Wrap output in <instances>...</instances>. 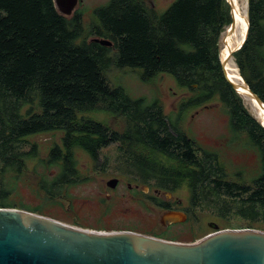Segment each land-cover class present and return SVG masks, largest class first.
I'll return each instance as SVG.
<instances>
[{"label": "trees", "instance_id": "1", "mask_svg": "<svg viewBox=\"0 0 264 264\" xmlns=\"http://www.w3.org/2000/svg\"><path fill=\"white\" fill-rule=\"evenodd\" d=\"M247 6V37L232 58L264 104V0H247ZM82 16L60 15L53 0H0V208L42 215L40 207L14 203L10 195L26 162L37 159L36 145L25 150L27 138L61 132L60 145L46 160L37 159L58 171L39 179L47 195L77 181L75 149L95 161L114 144L123 174L137 183L165 193L185 187L193 212L203 208L222 220L264 223V128L225 80L219 61L221 34L231 23L226 0H174L161 13L146 0H109L89 25ZM113 68L138 71L145 83L170 75L190 97L173 120L158 102L146 105L111 85L106 75ZM214 100L225 109L231 132L245 135L259 155L261 173L250 183L228 174L219 155L180 126L183 113ZM109 119L119 120L121 130ZM151 200L162 211L174 210ZM151 236L177 241L165 233Z\"/></svg>", "mask_w": 264, "mask_h": 264}, {"label": "rangeland", "instance_id": "2", "mask_svg": "<svg viewBox=\"0 0 264 264\" xmlns=\"http://www.w3.org/2000/svg\"><path fill=\"white\" fill-rule=\"evenodd\" d=\"M108 1L80 0L74 11L82 12L83 24L87 26L94 19V10L106 5ZM173 1L146 0V4L161 13ZM245 3L247 5V0ZM239 4L243 8L244 0H239ZM228 27L221 34V49L225 45ZM231 61L235 64L233 58ZM106 76L111 85L122 87L130 98L143 99L146 105L158 102L164 115L171 116L173 120L178 105L190 97V93L167 74H160L146 83L140 79L138 71L131 69L113 68ZM243 104L258 122L250 103L243 99ZM108 122L113 130H121L119 120L109 119ZM180 126L201 148L217 153L228 174L240 173L246 183L260 175L258 153L248 145L245 135L231 132L229 118L218 101L186 111L181 116ZM61 138V132L31 136L27 138L25 150L36 145L37 159L44 161L51 147L60 145ZM74 157L77 181L64 186L59 194L56 192L52 195L42 192L38 182L42 175L52 178L58 172L57 169L50 167L46 170L35 158L26 162L25 172L19 177L10 195L11 200L29 208L40 207L43 216L71 226L99 232L135 231L149 236L165 233L182 243L196 242L214 231L254 229L264 232V223L249 224L236 216L222 220L203 208L193 212L185 187L174 193L156 194L154 189L137 183L132 176L123 174L122 162L119 161L114 144L102 149L95 161L79 149H75ZM111 179L117 180L113 189L106 185ZM152 198L168 202L174 209L172 211L178 210L186 216L184 221L168 217L166 211H162ZM208 223H213L216 229Z\"/></svg>", "mask_w": 264, "mask_h": 264}, {"label": "water", "instance_id": "3", "mask_svg": "<svg viewBox=\"0 0 264 264\" xmlns=\"http://www.w3.org/2000/svg\"><path fill=\"white\" fill-rule=\"evenodd\" d=\"M226 2L232 27V4ZM53 3L60 15L69 16L78 0H53ZM247 33L248 27L241 44L227 59H232L233 53L242 47ZM93 41L112 45L104 39ZM219 61L225 80L240 95L227 77L224 67L227 61L224 63L220 57ZM246 87L250 97L264 108L263 102ZM116 183V179H111L106 185L113 189ZM166 215L180 221L186 217L178 211H167ZM210 226L216 229L215 225ZM0 264H264V232L222 230L193 243H182L126 230L93 231L23 209L0 208Z\"/></svg>", "mask_w": 264, "mask_h": 264}, {"label": "bare ground", "instance_id": "4", "mask_svg": "<svg viewBox=\"0 0 264 264\" xmlns=\"http://www.w3.org/2000/svg\"><path fill=\"white\" fill-rule=\"evenodd\" d=\"M229 1L232 4L233 9V25L232 27L229 26L227 29L225 36V45L221 49L219 57L224 63L227 61L224 65L227 77L231 82L234 83L242 99L250 103L252 109L255 111L254 116H256L258 122L264 126V108L259 105L256 100L250 97L248 89L241 79L239 71L237 70L235 64H233L231 59H227L229 53L241 44L248 27L246 17V0H244L243 8L240 7L239 0Z\"/></svg>", "mask_w": 264, "mask_h": 264}, {"label": "flooded vegetation", "instance_id": "5", "mask_svg": "<svg viewBox=\"0 0 264 264\" xmlns=\"http://www.w3.org/2000/svg\"><path fill=\"white\" fill-rule=\"evenodd\" d=\"M79 2H80V0H78V4H79ZM76 11H74V13H75ZM73 15V14H72ZM72 15H69L70 17L72 16ZM69 16H68V18H69ZM66 17V16H65ZM156 194H159L157 191H156ZM133 232H135V231H133ZM143 234V233H142Z\"/></svg>", "mask_w": 264, "mask_h": 264}]
</instances>
